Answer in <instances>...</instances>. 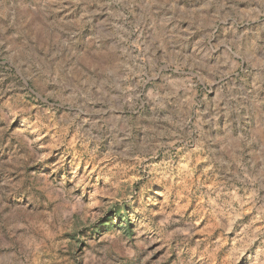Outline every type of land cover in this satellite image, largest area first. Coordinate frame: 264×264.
I'll use <instances>...</instances> for the list:
<instances>
[{
	"label": "rangeland",
	"instance_id": "rangeland-1",
	"mask_svg": "<svg viewBox=\"0 0 264 264\" xmlns=\"http://www.w3.org/2000/svg\"><path fill=\"white\" fill-rule=\"evenodd\" d=\"M0 264H264V0H0Z\"/></svg>",
	"mask_w": 264,
	"mask_h": 264
}]
</instances>
